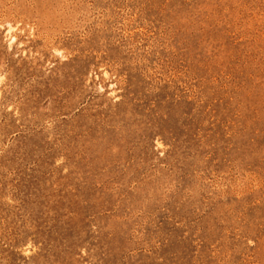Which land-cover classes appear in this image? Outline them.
<instances>
[{
  "label": "rangeland",
  "instance_id": "rangeland-1",
  "mask_svg": "<svg viewBox=\"0 0 264 264\" xmlns=\"http://www.w3.org/2000/svg\"><path fill=\"white\" fill-rule=\"evenodd\" d=\"M0 264H264V0H0Z\"/></svg>",
  "mask_w": 264,
  "mask_h": 264
},
{
  "label": "bare ground",
  "instance_id": "bare-ground-1",
  "mask_svg": "<svg viewBox=\"0 0 264 264\" xmlns=\"http://www.w3.org/2000/svg\"><path fill=\"white\" fill-rule=\"evenodd\" d=\"M16 36L12 33L9 34V37H8V40H9V43H11L13 40H15Z\"/></svg>",
  "mask_w": 264,
  "mask_h": 264
}]
</instances>
